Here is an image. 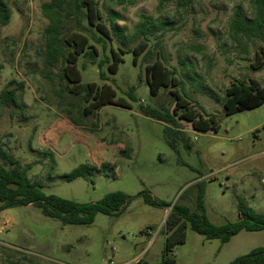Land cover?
Instances as JSON below:
<instances>
[{
  "label": "rangeland",
  "instance_id": "obj_1",
  "mask_svg": "<svg viewBox=\"0 0 264 264\" xmlns=\"http://www.w3.org/2000/svg\"><path fill=\"white\" fill-rule=\"evenodd\" d=\"M4 1L12 16L0 25V92L16 88L18 103L0 104V144L46 195L96 203L123 192L133 199L121 212L98 213L92 224H65L33 204L0 211V264H159L175 206L205 214L216 226L238 222L243 206L264 217V104L234 115H227L223 105L236 78L254 79L264 88V68L252 69L264 46V29L255 38L233 28L237 12L246 22L255 18V0H99L106 18L121 17L117 25L125 36L122 42L108 41L106 52L99 45L95 63L80 58L82 83H108L132 108L108 105L90 116L84 114L83 96L69 90L62 66L46 64L49 22L42 5L51 0ZM146 21L148 49L137 65L134 54L127 53L117 74L104 66L108 79L102 80L98 64L111 57V47L131 51L146 40L136 35L138 24ZM148 52L150 63L161 58L176 70L183 99L205 115L218 116V132L195 131L176 117L174 130L182 133L176 149L170 147L168 124L142 112L145 107L172 114L176 106L174 88L151 95ZM132 87L135 100L128 94ZM81 165L94 169L86 177L65 178ZM142 193L169 207L147 204L138 197ZM263 246L264 231L242 230L223 243L187 222L186 240L172 254L177 264H231Z\"/></svg>",
  "mask_w": 264,
  "mask_h": 264
},
{
  "label": "trees",
  "instance_id": "obj_2",
  "mask_svg": "<svg viewBox=\"0 0 264 264\" xmlns=\"http://www.w3.org/2000/svg\"><path fill=\"white\" fill-rule=\"evenodd\" d=\"M186 1L189 2V0ZM254 4L256 16L253 20L246 22L241 12L235 14L233 28L236 34L261 38V31L264 29V0H255ZM42 13L49 22L44 31L46 64L51 68L62 66V76L68 83L69 90L83 96L87 103L84 114L90 116L108 105L131 109L130 102L123 97L117 98V92L110 84L99 85L96 82H90L84 85L79 69V60L82 57L93 63L98 60L99 45L106 52L108 41L114 43L118 39L122 42L125 31L117 25L121 17L114 15L106 18L99 0H51L42 5ZM11 16L12 11L7 2L0 0V25H7ZM148 24V21L141 22L136 27V35L145 37L146 40L141 41L131 51L111 47V57L98 64L102 80L108 79V75L103 71L104 66L108 64L109 73L117 74L127 53L134 54V64L137 65L139 57L148 49L147 39L151 32ZM144 61L149 62V52L145 55ZM263 68L264 46H260L252 63V69L258 71ZM145 73L153 97L159 96L163 89H176L172 91L176 98V106L172 114L142 107V112L146 116L168 124L166 138L172 149H176L178 134L182 133L178 129L174 130L178 128L176 117L190 123L198 132L220 130L216 114L205 115L193 103L181 97L178 93L180 82L176 70L167 67L161 58H157L153 63H147ZM135 91L134 87L129 90L128 94L132 100H135ZM17 103L16 88L0 92L1 105L12 107ZM263 104L264 88L254 79L236 78L227 88L223 100L227 115L255 109ZM74 123L79 126L75 121ZM0 159L3 160V163H0V203L2 204L0 211L18 205L33 204L41 208L46 216L60 219L65 224H92L98 213L112 215L121 212L133 199L123 192L109 194L96 203H78L57 195H46L32 183L22 162L8 153L1 144ZM107 167V163L101 165L102 169ZM93 169L94 167L81 165L65 178L72 181L78 177H86ZM141 196H144L146 203L151 206L169 207L165 202L154 199L149 193H142L138 197ZM200 205L203 208L202 198ZM187 222L192 223V228L197 233L208 239H221L223 243H228L242 230L264 231V217L254 214L245 206L241 209L238 222L224 226L214 225L205 214L198 215L191 213L187 207L175 206L169 214L166 248L159 264H177V259L172 252L176 245L185 242ZM138 264L149 263L139 262ZM231 264H264V246L238 257Z\"/></svg>",
  "mask_w": 264,
  "mask_h": 264
},
{
  "label": "built area",
  "instance_id": "obj_3",
  "mask_svg": "<svg viewBox=\"0 0 264 264\" xmlns=\"http://www.w3.org/2000/svg\"><path fill=\"white\" fill-rule=\"evenodd\" d=\"M139 262H133V263H125V264H138ZM111 264H114V262H111Z\"/></svg>",
  "mask_w": 264,
  "mask_h": 264
},
{
  "label": "crops",
  "instance_id": "obj_4",
  "mask_svg": "<svg viewBox=\"0 0 264 264\" xmlns=\"http://www.w3.org/2000/svg\"><path fill=\"white\" fill-rule=\"evenodd\" d=\"M100 143L97 142V147H99ZM97 152V151H96Z\"/></svg>",
  "mask_w": 264,
  "mask_h": 264
}]
</instances>
